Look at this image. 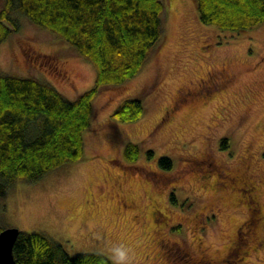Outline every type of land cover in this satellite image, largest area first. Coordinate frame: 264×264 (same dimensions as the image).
Wrapping results in <instances>:
<instances>
[{
  "label": "rangeland",
  "instance_id": "rangeland-1",
  "mask_svg": "<svg viewBox=\"0 0 264 264\" xmlns=\"http://www.w3.org/2000/svg\"><path fill=\"white\" fill-rule=\"evenodd\" d=\"M16 17L19 29L0 46L3 72L47 82L70 100L93 87L92 63ZM164 20L142 71L96 97L82 159L0 196V228L43 233L70 255L110 257L123 243L139 264H264V24L205 25L195 0H167ZM136 97L140 120L113 117ZM130 142L141 147L133 162L124 155ZM255 201L263 218L251 224Z\"/></svg>",
  "mask_w": 264,
  "mask_h": 264
},
{
  "label": "trees",
  "instance_id": "trees-1",
  "mask_svg": "<svg viewBox=\"0 0 264 264\" xmlns=\"http://www.w3.org/2000/svg\"><path fill=\"white\" fill-rule=\"evenodd\" d=\"M195 2L205 25L242 32L264 24V0ZM166 10L167 0H3L0 46L19 29L16 15H24L71 45L95 66L97 75L93 87L70 100L47 82L0 69V196L20 181L36 182L82 159L96 97L142 71L163 37ZM144 113V102L136 97L123 101L112 115L134 122ZM140 154L138 143L130 142L124 149L132 162ZM160 163L173 167L168 157ZM14 255L16 264H112L99 252L70 255L40 232L20 231Z\"/></svg>",
  "mask_w": 264,
  "mask_h": 264
},
{
  "label": "water",
  "instance_id": "water-1",
  "mask_svg": "<svg viewBox=\"0 0 264 264\" xmlns=\"http://www.w3.org/2000/svg\"><path fill=\"white\" fill-rule=\"evenodd\" d=\"M19 233L17 228H6L0 231V264H16L14 245Z\"/></svg>",
  "mask_w": 264,
  "mask_h": 264
},
{
  "label": "clouds",
  "instance_id": "clouds-1",
  "mask_svg": "<svg viewBox=\"0 0 264 264\" xmlns=\"http://www.w3.org/2000/svg\"><path fill=\"white\" fill-rule=\"evenodd\" d=\"M112 264H139L135 250L126 244H116L109 249Z\"/></svg>",
  "mask_w": 264,
  "mask_h": 264
},
{
  "label": "flooded vegetation",
  "instance_id": "flooded-vegetation-1",
  "mask_svg": "<svg viewBox=\"0 0 264 264\" xmlns=\"http://www.w3.org/2000/svg\"><path fill=\"white\" fill-rule=\"evenodd\" d=\"M208 86V85H207ZM207 86H205L203 89H201L200 91H199V95H201V96H203V95H205V88L207 87ZM188 91V90H187ZM216 98V97H215ZM211 102V101H210ZM208 103V102H207ZM207 103H204L203 102V104H207ZM249 189L251 190L252 188H250L249 187ZM255 206L256 207H253L252 206V210L253 211H255V214H256V217L253 219V220H249V222L250 221H252L251 222V224L255 221V222H257L258 220H261L263 217L261 216V209H260V206H259V203L257 202V201H255ZM163 220H165L164 218H163ZM193 264H212L210 261H208V260H206V259H202V260H194V262H193Z\"/></svg>",
  "mask_w": 264,
  "mask_h": 264
}]
</instances>
